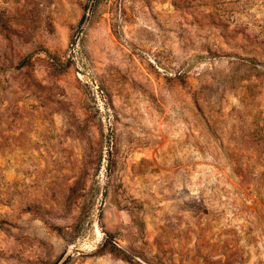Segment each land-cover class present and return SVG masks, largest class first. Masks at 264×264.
<instances>
[{"label":"rangeland","instance_id":"374dc122","mask_svg":"<svg viewBox=\"0 0 264 264\" xmlns=\"http://www.w3.org/2000/svg\"><path fill=\"white\" fill-rule=\"evenodd\" d=\"M0 264H264V0H0Z\"/></svg>","mask_w":264,"mask_h":264},{"label":"trees","instance_id":"16d2710c","mask_svg":"<svg viewBox=\"0 0 264 264\" xmlns=\"http://www.w3.org/2000/svg\"><path fill=\"white\" fill-rule=\"evenodd\" d=\"M103 246H107V242H105ZM111 250H112V251H114V250L121 251V249H119V248H112Z\"/></svg>","mask_w":264,"mask_h":264}]
</instances>
